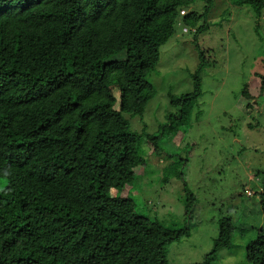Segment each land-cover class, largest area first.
I'll use <instances>...</instances> for the list:
<instances>
[{
	"label": "trees",
	"instance_id": "1",
	"mask_svg": "<svg viewBox=\"0 0 264 264\" xmlns=\"http://www.w3.org/2000/svg\"><path fill=\"white\" fill-rule=\"evenodd\" d=\"M195 1L0 0V264H169L165 246L189 229L159 227L119 193L144 165L142 135L155 138L129 120L155 96L161 46L176 25L194 41L207 29ZM230 2L252 8L258 29L264 0ZM193 79L192 92H168L177 115L201 95ZM258 196L264 216V185ZM233 230L219 219L198 264L230 249ZM245 255L264 264V230Z\"/></svg>",
	"mask_w": 264,
	"mask_h": 264
},
{
	"label": "rangeland",
	"instance_id": "2",
	"mask_svg": "<svg viewBox=\"0 0 264 264\" xmlns=\"http://www.w3.org/2000/svg\"><path fill=\"white\" fill-rule=\"evenodd\" d=\"M189 11L203 13L199 25L207 29L194 41L191 27L176 25L161 46L149 76L155 96L141 118L129 120L132 131L155 138L142 135L144 165L119 196L161 228L189 229V237L165 246L169 264L202 263L218 220L228 216L231 247L218 250L209 264H248L245 246L264 230L258 196L264 185V10L258 29L254 10L230 0H196ZM193 75L201 95L177 115L168 92H192ZM114 95L118 102L117 90ZM6 183L0 177V191Z\"/></svg>",
	"mask_w": 264,
	"mask_h": 264
},
{
	"label": "built area",
	"instance_id": "3",
	"mask_svg": "<svg viewBox=\"0 0 264 264\" xmlns=\"http://www.w3.org/2000/svg\"><path fill=\"white\" fill-rule=\"evenodd\" d=\"M185 13V11H181L180 14L183 15ZM184 32H186V29H183ZM251 189H252V186L250 185L248 188H247V194L248 195H251Z\"/></svg>",
	"mask_w": 264,
	"mask_h": 264
},
{
	"label": "clouds",
	"instance_id": "4",
	"mask_svg": "<svg viewBox=\"0 0 264 264\" xmlns=\"http://www.w3.org/2000/svg\"><path fill=\"white\" fill-rule=\"evenodd\" d=\"M183 11H184V10H183ZM185 11H186V10H185ZM186 12H187V11H186ZM183 29H186V28H182V30H183ZM183 32H184V31H183ZM187 32H188V30L186 29V32H184V33H187ZM246 190H247V189H246ZM246 190L244 191V194H245L246 196H248V197H251V196H252V192H251V195H248Z\"/></svg>",
	"mask_w": 264,
	"mask_h": 264
},
{
	"label": "crops",
	"instance_id": "5",
	"mask_svg": "<svg viewBox=\"0 0 264 264\" xmlns=\"http://www.w3.org/2000/svg\"><path fill=\"white\" fill-rule=\"evenodd\" d=\"M252 180V179H251Z\"/></svg>",
	"mask_w": 264,
	"mask_h": 264
}]
</instances>
